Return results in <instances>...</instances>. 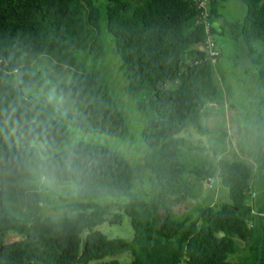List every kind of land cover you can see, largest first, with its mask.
<instances>
[{
	"label": "trees",
	"instance_id": "trees-1",
	"mask_svg": "<svg viewBox=\"0 0 264 264\" xmlns=\"http://www.w3.org/2000/svg\"><path fill=\"white\" fill-rule=\"evenodd\" d=\"M223 1L210 0L207 29L192 0H0V264H120L114 257L121 252L129 254L128 264H264L258 231L264 213L248 202L253 169L207 158L212 147L181 136L187 129L209 134L200 117L219 102L216 36L242 45L256 69L258 110L264 111V0H241L244 13L236 21L218 13ZM103 37L120 61L125 92L147 95L137 103L147 153L135 166L99 145L61 150L69 126L107 137L125 134L98 72L74 59L81 54L92 65L103 56ZM41 56L51 60L43 72L34 68ZM65 74L70 82H62ZM62 164L83 203L50 207L45 217L2 210L4 190L37 204L39 187L21 199L17 187L32 173L45 182ZM145 174L147 187L135 188ZM215 178L227 189L228 203L200 207L178 221L165 197L190 198V182ZM101 198H126L118 208L129 219L130 241L96 230L121 219L107 217L108 206L84 203ZM60 210L76 214L51 217ZM10 233L19 239L7 242Z\"/></svg>",
	"mask_w": 264,
	"mask_h": 264
},
{
	"label": "rangeland",
	"instance_id": "rangeland-1",
	"mask_svg": "<svg viewBox=\"0 0 264 264\" xmlns=\"http://www.w3.org/2000/svg\"><path fill=\"white\" fill-rule=\"evenodd\" d=\"M218 13L225 19L236 21L243 17L244 7L241 0H224L218 9ZM222 55L215 67L214 80L219 88V97L216 104L211 103L202 111L200 121L209 129V134L200 135L193 129H187L181 136L190 137L205 146L211 148L207 151V158L216 157L227 161H240L249 165L254 171V178L250 185L249 205L255 212L261 210L264 213V111L258 110V82L256 69L248 63L246 53L242 51V45L231 46L232 43L225 37H215ZM103 56L90 60L83 58L81 54L75 56V63L85 70L93 68L98 72L102 82L106 84L108 94L115 103L125 122V134L123 137H107L94 133L83 132L76 127L69 126L66 140L61 150L65 151L76 143L99 145L122 155L130 165L141 164L147 149L142 141L144 128L143 115L137 110V103H144L147 95L144 93L130 96L125 92V82L120 70L118 57L111 53L112 44L101 38ZM255 59H257L255 57ZM258 60V59H257ZM260 61V60H259ZM35 63L34 68L43 72V66ZM247 68H250L248 70ZM71 80V79H70ZM35 94L40 90H35ZM51 102V101H50ZM41 106L40 103H38ZM44 107V106H42ZM211 160V159H210ZM33 171V170H32ZM215 178L209 182H190L193 195L190 198L182 196L165 197L167 206L173 211L178 221L193 215L200 207L207 205L228 203V191L220 187ZM192 181V179H190ZM39 187L37 191L38 203L34 206L27 205L18 199L11 197L10 191L4 190L2 196V210L14 217L36 214L46 216L48 208L75 207L83 203L76 198L75 184L71 181L66 164L56 167L53 176L43 182L42 177L35 173L19 187L18 198L27 197V194H35L31 187ZM135 188L147 187V175H142L134 182ZM31 200L36 201L34 196ZM37 202V201H36ZM93 206H108V216L121 215L120 223L110 225L104 223L96 230L108 239H123L130 241L132 229L129 219L118 208L126 203V198H101L85 201ZM50 208V209H51ZM76 213L68 210L57 212L52 218L62 215L73 218ZM258 231L264 236V218L259 219ZM257 223V224H258ZM256 225V224H255ZM85 234L83 233L82 238ZM19 239L16 234L10 233L6 241ZM120 264H128L131 258L127 252L118 253L115 257Z\"/></svg>",
	"mask_w": 264,
	"mask_h": 264
},
{
	"label": "built area",
	"instance_id": "built-area-1",
	"mask_svg": "<svg viewBox=\"0 0 264 264\" xmlns=\"http://www.w3.org/2000/svg\"><path fill=\"white\" fill-rule=\"evenodd\" d=\"M197 8L201 11V19L202 21L206 24V28L208 29V23H207V18H208V5L210 3V0H192ZM209 43V39L206 41ZM211 55H214L212 52L210 53ZM214 62V60H213Z\"/></svg>",
	"mask_w": 264,
	"mask_h": 264
},
{
	"label": "crops",
	"instance_id": "crops-1",
	"mask_svg": "<svg viewBox=\"0 0 264 264\" xmlns=\"http://www.w3.org/2000/svg\"><path fill=\"white\" fill-rule=\"evenodd\" d=\"M40 59V62L42 63V65L40 63H38L37 65L39 66H43V70L45 71L46 69H48V67L51 65V60L48 58V57H45V56H41L39 57L35 62H34V66H35V63L38 62ZM62 82H70V76L69 74H65L63 76V79H62Z\"/></svg>",
	"mask_w": 264,
	"mask_h": 264
}]
</instances>
